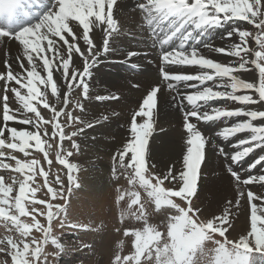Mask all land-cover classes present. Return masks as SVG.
Returning a JSON list of instances; mask_svg holds the SVG:
<instances>
[{
  "label": "snow or ice",
  "instance_id": "obj_1",
  "mask_svg": "<svg viewBox=\"0 0 264 264\" xmlns=\"http://www.w3.org/2000/svg\"><path fill=\"white\" fill-rule=\"evenodd\" d=\"M115 2L116 0H56L55 6L58 7V11H50L49 9L53 5L46 4L43 6L39 16L31 14V17H29L27 13H22V10L27 7L24 0H0V16H3L9 22L8 30L0 29V36H12L17 40L23 46L27 63L31 66L29 70L24 67L23 62L20 64V67L27 74L26 77L23 73H13L9 66L7 76H0V79L15 81L21 88L27 89L26 95H22L17 88L10 90L15 93L23 108L28 113H34L37 117L36 120L25 118L20 121L24 124H32L36 129L35 132L18 130L15 127L9 128L11 142L7 144L3 138L4 129L0 128V147L17 150L24 153L25 156L30 154L27 151L30 146L35 147L37 151L44 152V158L48 160V153L44 147L47 142L42 139V135L48 136L49 132L45 129L41 133L40 128L43 124L49 123L52 124L51 137L59 136L61 149L65 139L71 141L72 148H79V145L73 140L77 132L66 135L63 130L64 124L60 122L59 117L66 115L68 122L79 121L80 119L65 111L69 104L68 98L71 96L74 87L82 88L84 96L87 97L88 83L86 82V77L91 76L90 68L96 63L95 57L100 54L93 51L97 45L94 43L95 37L90 35V33L94 28L103 26L105 35L102 48L104 52H107L108 39L112 31H115L117 27V22L112 15V8ZM260 6L261 0H252V2L250 0H142L138 5L145 14L146 23L151 27L153 34L160 38L162 45L173 41V39L178 41L173 47L162 51V62L164 64L194 65L198 66L202 71L173 73L165 71L163 67L160 70L164 80L177 83L185 82L184 87L197 89L194 93L182 96L180 101L183 104V101L187 100L188 104L192 105L190 110L184 112V126L188 133V138L186 140V153L182 161V170L174 173L170 168L165 174L153 175V179L156 180L155 184L144 175L147 171L146 148L154 130L153 112L157 106V93L160 91L159 85L151 89L142 101L139 110L134 113L130 127V140L117 153L120 158V165L133 169L134 177L139 178L140 185L154 199L157 209H159L161 204H167L172 208H177L180 213L179 216L173 218L175 222L169 226L167 235L170 238V243L166 242L163 246L159 244L162 234L152 226H147L142 231L126 232V235H131L135 239V255L125 257L124 264H129V261H134V264H141V257L147 254V258L152 259L153 252L155 253L156 264H194L196 253L203 251L201 247L203 242L210 240L212 233H218L223 237L228 227H231L227 210L206 222L198 223L197 219L194 218L200 210L192 207L190 198L196 191L207 138L197 128L196 124L191 122V118L195 117L198 121L208 122L221 118L246 117L247 119L245 120L223 128L217 135L227 139L237 133H250L249 136L240 138L237 141L238 146H247L243 147L242 150H237L234 154H230L232 161L239 162L256 148L264 151V110H231L217 106L211 107L210 111H201L202 108L207 109L208 102L213 100H233L241 104L260 103L262 108H264V14L259 11ZM257 17H260V19L257 20ZM20 19L27 20V23L21 24ZM32 19L37 22L32 23ZM69 20L78 22V25L70 27ZM228 21H246L249 24H254L256 28L262 31L253 35L247 29L240 28L237 25L227 32V37L229 38L237 35L239 43L233 44L231 47L215 48L214 51L236 57L237 60L231 63H222L204 56L200 49L195 46L199 38L208 29L222 26ZM74 29L76 30L74 31ZM194 32L195 35L193 34ZM65 33L71 37V40L66 38ZM161 33H163L162 36ZM250 36H253L262 50L249 49L247 38ZM79 40H82L87 47L82 48L78 43ZM60 41L63 43H59ZM204 47H209V45L205 43ZM49 53L51 55H48ZM74 54L83 59V68L82 70L73 68L71 74H69ZM250 54L254 56V59H249ZM130 55H135V53H130ZM89 57H92L91 62H89ZM36 59L42 62L40 67L47 73L46 78L42 77L37 71ZM250 63L258 70V84L247 82L236 75L238 72L248 71ZM54 69L61 72V76L67 83V92L64 93L63 105L60 108L49 104L46 94L42 93L37 86L38 84L43 85L45 88L50 86L52 95L56 96L57 103H60L61 94L57 83L53 80ZM189 81L198 83L189 84L187 83ZM208 81H217V83L203 88L200 87V85H204ZM174 87H176L175 84H168V88ZM243 90H253L258 93V97L236 94ZM7 91L9 89L6 83L5 93ZM4 101L3 120L5 127H7V122L16 120V117L10 114L11 110L7 104L6 94ZM34 101L42 104L44 108L52 112L53 115L50 120L45 121L40 116L38 108L34 106ZM200 102L203 103L201 104ZM77 107L83 111V105L79 104V102H77ZM137 116L144 117V121L138 124L136 122ZM258 120L261 121L260 124L253 123ZM88 126L91 127V124ZM79 131H83V129ZM17 140L21 143H16ZM30 141H34V145H30ZM220 151L223 153L224 149L221 148ZM3 155L4 153L0 152V156ZM71 155V151L66 152L64 155L57 153L58 162L68 170V194H71L73 186L79 187L73 176L76 166L67 159ZM125 157L128 158L127 165L124 164ZM11 158L16 159L15 157ZM51 164L52 161L48 160V165L51 166ZM257 165L264 168V155H260L251 161L249 168H255ZM0 167L12 168L11 165L3 164L2 162H0ZM152 167L155 166L153 165ZM12 170L23 174L25 179L19 183L18 195L12 197L14 191L12 185L5 186L4 178L0 177V217L11 221L22 237L30 236L33 229L42 232L44 234V243H47L51 233V222L54 218L59 217L62 212H66V208L63 204L54 205L47 200H37L35 198L37 189L28 187L29 181H34L37 171L45 177V185L49 184L47 180L48 174L40 166L38 160L33 159L29 162H24L16 159V166ZM229 172L238 184L264 183V175L249 174L242 179L237 170L229 168ZM165 181H168L170 185L167 189L163 187ZM135 182V178L130 181V183ZM15 183L16 181L13 180V184ZM54 183L60 185V188L48 186L47 190L51 199L66 200L67 195L63 187L64 181L57 176ZM124 195L121 194L119 199L123 200ZM130 195L132 197V205L140 204V194L138 192H131ZM240 196H244V193L241 192ZM172 197H180L187 201L188 208H179L178 205L173 203ZM247 199L249 202L259 200L264 203V194L257 195L249 190ZM29 200L32 205H44L47 209V228L42 226L39 220L36 219L37 213L44 214L39 208L32 207L31 211H29L26 203ZM231 203L229 201V204ZM236 204H239V199H237ZM13 209L14 212L12 211ZM258 211L261 213L260 215L257 214ZM189 213H192V215H189ZM24 216H30L33 223L22 222L20 217ZM143 218L144 208L141 205L137 219ZM258 223L261 225L260 227H258ZM252 237H254V246L250 247V238ZM8 243L16 250V256L23 257L17 259L16 264H30L27 259L30 250L28 242L25 240L16 241L9 237ZM31 243L39 245L35 238H33ZM51 243L57 248L61 247L55 238L51 239ZM227 243L229 242L226 240L225 243L219 245L216 264H253L252 253L254 250L258 251L261 254V258L264 259V207L258 208L256 204H252L250 232L247 236L241 238L238 243H233L231 249L225 246ZM21 244L23 245L22 249L20 248ZM33 251L36 258H38L42 249L37 246ZM116 259L117 264H119L120 257L117 256Z\"/></svg>",
  "mask_w": 264,
  "mask_h": 264
},
{
  "label": "bare ground",
  "instance_id": "obj_2",
  "mask_svg": "<svg viewBox=\"0 0 264 264\" xmlns=\"http://www.w3.org/2000/svg\"><path fill=\"white\" fill-rule=\"evenodd\" d=\"M45 2L47 5H51V0H45ZM141 2L142 0H116L112 8V15L117 22V28L111 36L109 50L105 55L96 59V63L90 69L91 76L86 77L88 94L85 100H81L84 104L85 112L82 111L80 114L86 126V132L80 138V147L82 148L80 164L84 168L94 164H98L103 167V169H105V167L107 169L108 166H110L109 164L119 165L120 158L117 153H119L130 140V127L133 114L139 110L142 101L155 85H160V91L157 93V108L153 112L154 130L146 148V164H148V166L151 164L152 166H157L159 163H165V157L173 159L177 156L179 159V157L183 158L182 156L186 153L188 133L184 126L185 117L182 108L184 107L186 112L192 108V105L188 104L187 100H184L181 106L178 103L177 97L179 94L180 97H182L185 94L194 93L197 89L186 88L184 87V83H175L178 92L177 95L175 93L176 89L174 91L171 90L168 88V85L161 80L160 64L157 58L158 50L156 48L157 43L160 42V38L157 36V42L152 38L150 34L152 29L146 23L144 12L138 7ZM250 2H252V0H250ZM259 11L264 14V0H261ZM256 19L258 20L260 17ZM68 23L70 27L72 25H78V22L73 20H69ZM237 25H239L240 28L247 29L249 32H254V24H249L246 21H228L222 26L208 29V31L199 38L195 46L208 58L222 63H231L237 60V58L218 53L214 51V49L219 47H231L233 44L239 43V37L237 35H233L231 38L227 37V32L231 31V29ZM75 30L76 29H74V31ZM80 30L82 31V29ZM193 34L195 35V32ZM91 35L95 37L94 43L97 45L93 51L100 52L104 38L103 26L94 28ZM65 36L71 40L68 34L65 33ZM247 40L249 49L254 50L256 43L255 39L252 37ZM79 41L81 42L82 48L87 47L83 44L82 40ZM176 42L178 43V41ZM59 43L62 44L63 42L60 41ZM205 43H207L209 47H204ZM135 50H146L149 53L146 57L137 54L130 55V53H135ZM48 55H51V53ZM73 57L74 59L72 60L69 74H71L73 68L81 70L83 68V59L77 55H73ZM147 57H151L153 62L148 63L146 60ZM249 59H254V56L250 54ZM115 60L120 62H114ZM6 61L13 73H23L25 77L27 74L24 69L20 67L21 62H23L25 68L31 69V66L27 63L23 46L15 39H7L0 36V76H5L6 72L9 70V67L7 68L4 64ZM35 63L37 64V71L42 77L46 78L47 73L40 67L42 62L36 59ZM133 63L143 65V69L134 70L129 68L128 65ZM190 66L191 68L171 64L167 66V68L173 73H177L178 71H182L183 73L202 71L198 66ZM248 69V71H241L236 73V75L247 82L258 84V70L251 63L248 65ZM53 80L57 83V87L61 94L60 103H57V100H53L51 103L48 102L60 108L63 105L64 93L67 92V83L61 76V72L55 69L53 70ZM3 82L8 84L7 88L9 91L5 93V89L0 90V128L2 125L5 126L3 120L4 105L2 100L4 94H7V104L11 110L10 114L16 117V120L8 121L7 127H5L3 138L9 143L11 142L10 132L8 131L9 128L15 127L18 130L31 132H34V129L32 124L24 125L18 122L20 119L31 118V113H28L26 109L23 108L21 102L16 98L15 93L10 89L17 88L21 91L22 95H26L27 90L21 88L15 81H6L3 79L1 83ZM207 86H211V81L202 85L201 88ZM38 87L44 88L43 85ZM41 92L43 93V89H41ZM236 94L252 95L254 98L258 97V93L253 90H243ZM112 99L116 100L112 101ZM229 101L230 100H219L209 102L207 109L202 108L201 111H210L211 107H220L221 105L229 103ZM257 105L261 106L260 103H240L231 110H258ZM238 118H241V121L247 119L246 117ZM144 119V117L137 116L136 122L139 124L143 122ZM229 119L230 118L224 119L225 127L228 125ZM92 122H94L95 127H93ZM191 122L196 124L197 128L200 129L207 138L204 149L207 150V157L205 162L200 166L201 170L198 174L196 187V192H198L199 196L198 199L200 200V211L205 216L212 219L214 216H219L227 210L229 212V222L231 224L229 233L236 238L245 237L250 232L251 205L254 204L252 201L248 202L246 198L247 192L251 190L255 194H264V183L254 182L249 185L238 184L227 170V158L220 156L218 148H224L225 154L228 155L232 151V145H230L231 143L226 144V141H223L221 136L217 135V133L221 131V120L218 122L201 123L191 119ZM258 122L261 123L259 120ZM89 124H91V127L88 126ZM16 143L19 144L21 142L17 140ZM34 143V141H30L31 145ZM246 146L247 145L240 146L239 150H242L243 147ZM213 148H215V150H213ZM174 154L176 156H174ZM129 155H131V153H129ZM260 155H264V151L262 152L260 148H256L241 161L233 163V165L238 163L237 168L244 165L248 171L242 174V179L246 178L249 174L255 175L260 171L264 174V168H261L259 165L255 168H249V163ZM10 157H15L23 161V156L17 150L7 147V155L0 158L11 159ZM16 159H13L14 166H16ZM125 160L128 161V158L125 157ZM168 167L169 166L166 165L165 169H160L167 173L169 170ZM182 169L183 163L181 162L179 165L172 166L174 173ZM3 172H7L5 174L13 178L22 179V181L25 179L23 174L14 172L12 169L3 170ZM88 173L86 169L82 168L81 174L84 176L86 188L82 186L80 191L76 189L77 191L74 195L75 199L72 204H70L67 212L69 220L76 224L79 223L80 225H84L83 219L88 216L87 212L90 209L91 211L95 209L97 220L107 216L104 213L106 206H110L112 217L116 214L114 211L118 209V207H116L117 201H115V198L113 201L110 199L112 195L115 196L118 190L110 181L108 175L106 176V174L101 172H95L93 177L90 178ZM9 185L13 187V181H9ZM241 192L244 193V196H240ZM116 195L118 194L116 193ZM243 197H245V201L242 200ZM237 199H239L238 205L236 204ZM229 201L232 203L229 204ZM245 207L247 211L245 209L243 218L241 213ZM259 207L260 206H258V208ZM257 214L260 215L261 213L258 211Z\"/></svg>",
  "mask_w": 264,
  "mask_h": 264
},
{
  "label": "rangeland",
  "instance_id": "obj_3",
  "mask_svg": "<svg viewBox=\"0 0 264 264\" xmlns=\"http://www.w3.org/2000/svg\"><path fill=\"white\" fill-rule=\"evenodd\" d=\"M261 31H262L261 29L259 28L256 29V27H254V32L251 33L255 35L261 33ZM252 37L253 36H250L248 38H252ZM254 50L260 51L262 49H260L259 45L256 43ZM215 83H217V81H211V85ZM5 85H6L5 82L1 83L0 90H4ZM69 100L70 102L65 111L70 112L72 116L79 117L80 119L79 121L68 122L67 116L61 115L59 117V120L62 124H64L63 130L66 135L71 134L72 132H77V135L73 137V140H75V142L79 145V148L78 149L72 148L71 141L65 139L63 141V148L61 149L59 136L57 135L55 137H51L52 124L45 123L41 126L40 132L43 133L45 129L49 132L48 136L42 135V139L47 142L44 145V147L46 150H48L49 155L51 157L52 160L51 166H49L48 163L44 161L43 155L39 154L37 150L35 148H32L31 146H30L31 147L30 150L29 148L27 149V151L30 153L27 156H25L24 153L18 151L23 156L24 159L23 161L29 162L33 159H36L40 162V166H42L44 163L46 165V168L44 166L42 167H44L48 171L47 180L49 184L47 186L44 183L45 177L39 175L38 171L36 172L34 181H29L28 186L30 188L37 189V191L35 192V198L37 200H41V199L47 200L54 205L63 204L66 208V212H62L59 217L54 218L53 221L51 222V233L47 243H44V234L42 232L33 229L30 236L26 238L22 237L20 236L19 230L12 224L11 221H8L0 217V264H16L17 259L23 258L22 256H16V250L13 249L12 246L8 243L9 237H11L13 240L16 241L25 240L30 244V250L27 255V259L29 260L30 264H117V259H116L117 256L120 257L119 264H124L125 257L135 255V239L133 236L126 235L125 233L128 231H137V230L142 231L147 226L154 227L157 231H159L162 234L159 242L160 246H163V244L166 242L170 243V238L168 237L167 233L169 231L170 224L175 222L173 218L180 215L177 208H172L167 204H163L159 209H157V207L155 206L154 199L150 197L148 193L145 191V189L140 185L139 180L134 177L131 169L127 167H122L120 163L119 165L109 164L110 166H108L107 169L105 167L106 170L103 169V167L99 166L98 164H94L95 166L89 165L88 167L85 168L81 166L80 159L82 157L81 156L82 148L80 147L81 144L80 138L86 132L85 130L86 126L81 119L80 114L82 111L79 107H77V102L83 105L84 112H85V107L83 102L81 101L82 97H80L79 90H75L71 94ZM115 100L116 99H112V101ZM239 104L240 103L237 101L230 100L229 103L225 105H221L220 107L233 109L235 106H238ZM257 108L258 110H264V108H262V106L259 105H257ZM41 111L42 113L40 114V116H42L45 121L50 120L52 118L53 114L49 109L43 108L41 109ZM32 118L33 120L37 119L36 115L34 114L33 116V114L31 113V119ZM224 119L225 118L221 119L222 121L221 130L225 128ZM239 121H241V118L232 117L229 119V123L226 127H230L234 123H237ZM253 123L260 124L258 121H254ZM92 125L93 127H95L94 122H92ZM33 129L36 131L34 127ZM80 129H83V131H79ZM249 135L250 133L248 132H242V133H237L227 139H225L223 136H221V138L223 141L224 140L226 141V144H230V143L232 144V151L230 154H234L240 148V146H234V144L240 138L247 137ZM219 149L221 148L220 147L218 148V153L220 154V156L223 158H227L226 168L228 171L229 168H232L233 170H237L240 176L248 172L244 165L239 168H237L238 163L236 165H233L234 162L231 160L230 154L226 155L224 148H223L224 149L223 153ZM213 150H215V148H213ZM68 151L72 152V155L70 157H67V159L69 160L70 163L76 166V170L74 171L73 176L76 180V183L79 184V187L73 186L71 194L67 193V189L69 187L68 179H67L68 170L64 165H60V163L57 160V153L64 155ZM0 152L4 153L3 156L7 155V147H1ZM206 152L207 150H204V159L201 164H203L206 160L207 157ZM174 156L176 155L174 154ZM0 159L3 164H9L12 166V168L0 167V177L4 178L5 186L9 185V181H13V180L16 181V183L13 184L14 191L12 193V197H15L16 195H18L19 183L22 181V179L13 178L10 175L5 174L7 172H3V170H11L15 167L13 159L11 161H8V158L5 159L0 158ZM181 160L183 161V158L179 157L178 159L177 156L174 157L173 159L171 158L169 159V157H165V163L163 164L159 163V165L157 166L154 165L155 167H152V164L149 165L150 167L149 173L147 174L148 178H150L154 184L155 179H153V175L159 176L165 174V172L160 168L165 169L166 165H168L169 166L168 169L170 168L172 169L173 165H179L180 162L182 163ZM82 168L86 169V172H89L88 176H90V178L93 177L95 172L96 173L101 172L103 174H106V176L108 175L110 181L113 183L114 186L117 187L118 192L116 193L118 195H116L115 193V196L112 195L113 198L112 196L110 198L112 199V201L114 198L115 201H117L116 207H118V209L114 211L116 212L114 217L111 216V212H110L111 208L108 205L104 210V213L107 216L103 214L106 217L100 220H97L98 218L95 215L96 212L95 209H92V211L90 209L87 212L88 216H86L85 219H83L84 222L81 221L84 223V225H80L79 223L76 224L69 220L67 212H68V208L70 207V204H72L73 200L75 199L74 195L77 190L80 191V188H82V186L83 187L85 186L84 176L81 174ZM200 170L201 169H199V172ZM255 175L260 176L264 174L263 172L260 171L257 172ZM57 176H59L60 179L64 181L63 187L65 194L67 195L66 200H60V199L53 200L51 199V196L48 193L47 190L48 186H52L57 189L60 188V185L54 183ZM133 178H135L136 182L130 183V181ZM164 186L166 188L170 187L168 181L164 182ZM138 187H141L143 190L139 191L137 189ZM134 191L142 195V203L137 205L131 204L132 197L130 193ZM121 194H125L123 200L119 199ZM198 198H199L198 192L195 191L194 195L190 199L192 202V207L198 208L200 210L199 207L200 200ZM172 200L173 203L178 205L179 208H184V209L188 208L187 201L181 199L180 197H177L176 199H172ZM242 200L245 201V197H243ZM252 202L260 207H263L264 204L259 200H253ZM26 203L29 208V211H31L32 207H36L39 208L44 213L43 215L37 213L36 219L39 220L42 226L47 228L48 220L46 218L47 209L45 208V206L32 205L30 200L27 201ZM141 205H143L144 208V218L137 219V215L140 213ZM245 209L246 207L241 213L243 215V218L245 215L244 212ZM12 211L14 212V209ZM189 215H192V213H189ZM194 218L197 219L198 223L206 222L211 219L205 216L201 211H199L196 214V217ZM20 219L24 223H33L30 216L20 217ZM260 226L261 225L258 223V227ZM229 230L230 227H228V230L225 232V235L223 237H221L218 233H212L211 234L212 238L210 240H206L203 242L201 246L203 251L202 252L198 251L196 253L194 264H216L217 249L219 248L220 244L225 243V241L227 240L229 243H227L225 246L231 249L233 243H238L239 240L243 238V237L236 238L234 235H231L229 233ZM33 238H35L39 242V245L31 243ZM52 238L58 240L59 244L61 245L60 248H57L55 245L51 243ZM37 246H39L42 249L38 258H36L35 252L33 251ZM253 246H254V237L250 238V247ZM20 248L21 249L23 248L22 244L20 245ZM252 260H253V264H264V259L261 258V254L255 250L252 253ZM129 264H134V261H129ZM141 264H156L155 253L153 252L152 259H148L147 254H145L144 257H141Z\"/></svg>",
  "mask_w": 264,
  "mask_h": 264
}]
</instances>
